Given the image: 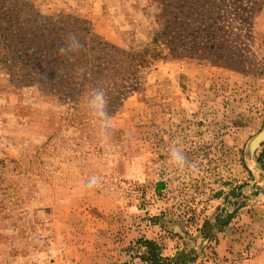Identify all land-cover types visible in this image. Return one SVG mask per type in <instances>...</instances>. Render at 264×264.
Wrapping results in <instances>:
<instances>
[{
	"label": "rangeland",
	"instance_id": "rangeland-1",
	"mask_svg": "<svg viewBox=\"0 0 264 264\" xmlns=\"http://www.w3.org/2000/svg\"><path fill=\"white\" fill-rule=\"evenodd\" d=\"M256 1L249 30L236 31L243 70L155 60L123 85L105 128L88 104L102 83L78 102L10 75L6 20L75 17L129 49L159 28L157 4L0 0V264H145L137 239H151L153 225L175 235L173 223L181 249L194 251L189 264H264V175L245 151L264 128V0ZM233 211L231 225L214 226L216 214Z\"/></svg>",
	"mask_w": 264,
	"mask_h": 264
},
{
	"label": "trees",
	"instance_id": "trees-1",
	"mask_svg": "<svg viewBox=\"0 0 264 264\" xmlns=\"http://www.w3.org/2000/svg\"><path fill=\"white\" fill-rule=\"evenodd\" d=\"M152 1L159 10V28L137 48H119L75 17L38 15L25 23L6 20L2 37L7 54L1 61L11 70V76L24 80V85L78 102L86 96L90 84L102 83L109 92V114L119 105L118 97L127 87L123 85L158 59L191 57L243 70L236 31L245 24L249 30V20L259 9L256 0H246L244 7L242 0ZM69 32L79 35L83 47L78 53L65 55L61 48ZM105 80L121 85L123 92L106 85ZM257 163L264 170V145ZM233 213L216 214L214 226H226ZM137 244L143 249L138 257L145 264H189L195 258L194 251L185 248L165 256L162 246L153 239L141 237Z\"/></svg>",
	"mask_w": 264,
	"mask_h": 264
},
{
	"label": "clouds",
	"instance_id": "clouds-1",
	"mask_svg": "<svg viewBox=\"0 0 264 264\" xmlns=\"http://www.w3.org/2000/svg\"><path fill=\"white\" fill-rule=\"evenodd\" d=\"M82 47L83 44L81 43L79 35L74 32H69L65 36L61 52L65 55H69L71 53H78ZM88 104L92 117L101 121L104 127L106 128L108 126V122L112 119L108 112L109 99L106 90L101 87L92 88L88 93ZM175 159L179 160L180 158L175 157ZM92 186V184L89 185V187Z\"/></svg>",
	"mask_w": 264,
	"mask_h": 264
},
{
	"label": "crops",
	"instance_id": "crops-1",
	"mask_svg": "<svg viewBox=\"0 0 264 264\" xmlns=\"http://www.w3.org/2000/svg\"><path fill=\"white\" fill-rule=\"evenodd\" d=\"M255 136L251 137L250 140L247 142V144L245 146V151L250 158L249 159L250 164L253 165V168L256 170L257 174L264 175V170H262L261 167L259 166V164L257 163V155L259 152L260 145H258L255 148H252V149L250 148V142L252 140H254ZM257 165H258V167H257ZM259 204H260V202H259ZM260 206L262 207V205H260ZM246 207L247 206L239 208V211L246 208ZM200 225H196L195 230L197 233L199 232V226ZM229 225H231V224L229 223ZM153 228L155 229V232L152 233V235L147 234V236L149 238L155 240L157 243H159L162 246L163 255L173 256L177 250L181 249L183 238H181V236H180V234H181L180 230H182V229L178 224L173 223L170 225V228L173 229V232L175 233V235H172L170 233L169 234L165 233V231L161 227H157L155 225H153ZM150 231H151V228H150Z\"/></svg>",
	"mask_w": 264,
	"mask_h": 264
},
{
	"label": "water",
	"instance_id": "water-1",
	"mask_svg": "<svg viewBox=\"0 0 264 264\" xmlns=\"http://www.w3.org/2000/svg\"><path fill=\"white\" fill-rule=\"evenodd\" d=\"M264 141V128L254 137V140L250 142V148H255L261 145Z\"/></svg>",
	"mask_w": 264,
	"mask_h": 264
}]
</instances>
